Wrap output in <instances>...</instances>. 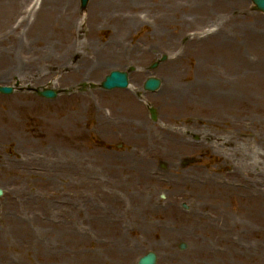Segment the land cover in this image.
I'll list each match as a JSON object with an SVG mask.
<instances>
[{"label": "rangeland", "instance_id": "1", "mask_svg": "<svg viewBox=\"0 0 264 264\" xmlns=\"http://www.w3.org/2000/svg\"><path fill=\"white\" fill-rule=\"evenodd\" d=\"M4 1L0 84L15 89L0 93V264H138L148 251L157 252V264H264V157H255L258 144L264 147L263 95L258 92L246 113L207 106L179 121L160 103L172 80L194 94L192 80L212 77L205 68L215 54L220 64L235 61L240 68L248 60L263 82L264 13L251 0H130L125 11L140 22L121 39V21L102 16L98 22L89 18L94 0L85 10L71 0L79 42L89 44L80 51L92 56L94 43L102 49L117 37L125 42L124 57L75 77L77 61L62 56L64 42L46 25L43 0H15L18 8L3 12ZM93 21L98 30L86 31ZM165 54L169 58L151 69ZM224 68L227 76L246 77V68ZM115 69L130 72L128 89L100 87ZM151 75L162 79L154 93L143 88ZM41 88L61 93L48 99L36 93ZM129 92L149 130L169 124L208 148L195 156L131 157L141 145L104 123L99 111L124 118ZM234 121L245 127L234 130ZM244 167L259 177L258 206L240 180L232 196L195 186L199 174L224 184L221 179Z\"/></svg>", "mask_w": 264, "mask_h": 264}, {"label": "bare ground", "instance_id": "2", "mask_svg": "<svg viewBox=\"0 0 264 264\" xmlns=\"http://www.w3.org/2000/svg\"><path fill=\"white\" fill-rule=\"evenodd\" d=\"M26 1V0H24ZM115 0H94L92 4V11L89 15V18H95L98 20L103 16H114L117 20L121 21L122 31L120 33L121 39L124 38L126 32L131 30L133 26L140 22L138 15L133 13L126 12L125 5L128 7L131 5L130 0H118L117 5L112 3ZM42 9L45 11V16H43L46 21V25H49L51 29H54L55 32L62 37L64 42L62 56L65 58H74L77 62V65H72L71 75L75 77H82L85 74H96L100 64L107 62L109 59L113 58H122L124 57L125 52V42L124 40L112 39L105 43L101 48L97 44L90 45L91 54H86L85 51H80V49L85 50L89 47V44L86 41L79 42V36L77 34V20H76V9L71 0H43ZM4 7L6 10H13L15 7L18 8V5H15V0H5L1 4L2 11L4 12ZM22 7V6H21ZM41 9V10H42ZM93 21L88 23L86 31L94 32L98 30L95 28V23ZM101 53V51H103ZM193 52V49H192ZM9 54L6 51V55ZM105 56V57H103ZM217 54L209 61L208 66L205 68V71H209L212 77L205 76L203 78L196 77L192 80L191 89L194 90V94L188 92L183 86L178 85L174 80L165 88L160 99L162 108L169 113H171V118L179 121L180 118L187 116L193 109L199 108L204 110L207 106L213 109L219 107H226V110L230 109L231 111H239V108L242 111L247 112V107L252 105L256 98H258L260 92L264 97V81H259L255 79L252 75V67L248 60L246 64L241 63V68L238 66V63L235 61H228L227 63L220 64L216 58ZM183 61L184 59L178 58L177 67L181 68L179 72L183 71ZM237 72L241 70L244 72L246 68V77L235 78L231 75L227 76V71L224 66L230 65ZM9 73H13L15 67H9ZM76 69H78L76 73ZM18 68L16 69V71ZM192 69L189 68V71L186 77H189V72ZM21 74L23 73L20 72ZM180 79V77L178 76ZM174 79V78H173ZM170 80V79H169ZM126 101H124L121 106L123 107L122 114L124 118H118L113 115L107 117L103 110L101 112V118L103 122L109 125V127H118L122 130H126L129 133V140L132 143L141 145L136 146L133 149L131 157H181L184 155L195 156L198 151L208 148V145L204 143L196 144L192 140L186 137L184 134L185 131L180 128L170 126L165 124L164 126H159L155 129L149 130L146 124L143 122L140 115V102L135 98L132 93L124 95ZM88 104L85 103L83 107H86ZM25 108V104H18L17 108ZM82 107V108H83ZM230 126L235 129L244 128L245 125L238 124L236 121L231 122ZM255 151V157H264L260 151L264 147H257ZM148 173L149 177L154 175L150 172ZM199 174L198 179L201 181L200 185H195L201 190H217L223 189L228 192L229 196L237 194L238 188H235V181L240 180L241 183L245 184V191L247 192V198H249L255 204H258V201L262 198V191L260 188V180L256 173L251 171L248 167H244L242 171H232L231 176L227 174L224 177V180L212 175H203ZM199 218V217H198Z\"/></svg>", "mask_w": 264, "mask_h": 264}, {"label": "water", "instance_id": "3", "mask_svg": "<svg viewBox=\"0 0 264 264\" xmlns=\"http://www.w3.org/2000/svg\"><path fill=\"white\" fill-rule=\"evenodd\" d=\"M258 10L264 12V0H252ZM89 3V0H81L82 8H85ZM167 59V56L162 57V61ZM159 62H155L152 65V68L157 67ZM105 89H114V88H127L129 86V73L127 71H120L114 70L108 76H106L105 80L102 82L101 85ZM161 86V79L157 77H149L144 84V88L146 90L155 91ZM14 91L13 87L10 86H1L0 85V92L2 93H12ZM38 93L44 97L54 98L58 95V92L53 89H44L38 90ZM151 114L153 119H157L156 110L151 108ZM3 194V189L0 188V196ZM187 246L186 244H182L181 248L185 249ZM158 255L154 251H149L145 255L141 256L138 260V264H157Z\"/></svg>", "mask_w": 264, "mask_h": 264}]
</instances>
